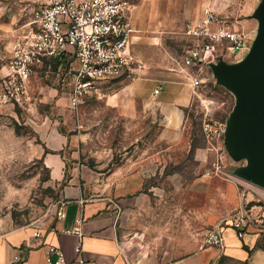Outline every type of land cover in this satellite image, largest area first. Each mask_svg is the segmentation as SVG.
Listing matches in <instances>:
<instances>
[{
  "label": "rangeland",
  "instance_id": "374dc122",
  "mask_svg": "<svg viewBox=\"0 0 264 264\" xmlns=\"http://www.w3.org/2000/svg\"><path fill=\"white\" fill-rule=\"evenodd\" d=\"M5 2L3 13L14 28L29 21L38 4V0ZM258 3L259 0H204L198 7L194 3L183 18L182 3L176 2L164 12L162 24L158 23L153 31L140 33L158 36L141 49L143 56L138 59L144 66L142 73L129 80L102 82L100 95L82 98L76 109L68 102L73 65L67 61H44L28 78L22 101H5L2 93L6 80L1 75L6 71L10 47L0 65V228L43 229L61 208L58 186L51 183L39 151L46 137L33 121L37 113H48L54 115L61 131L71 137L66 152L71 160L106 163L122 159L129 152L137 157L150 155L156 164L161 161L164 165L166 160L162 176L152 178L154 191L161 190L166 197L152 201L155 214L148 223H179L175 208L181 205L183 220L199 225L205 244L208 210L219 218H230L243 211L247 228H254L264 238V188L234 176L233 169L243 161L230 158L223 141H216L215 148L209 149L202 133L205 121L225 122L234 105L233 94L217 84L209 69L203 67V82L195 87L184 113L182 136L175 143H165L159 139L162 123L158 112L143 109L138 99L135 109L128 110L129 92L125 87L134 79L156 77L160 81L166 75L188 72L181 62V52L190 41L184 36L186 23L200 18L206 7L244 27L254 37L257 21L251 15ZM162 88L160 97L166 95V85ZM175 174L182 177L178 189L173 184ZM196 178L198 185L192 189Z\"/></svg>",
  "mask_w": 264,
  "mask_h": 264
},
{
  "label": "crops",
  "instance_id": "0c3cea01",
  "mask_svg": "<svg viewBox=\"0 0 264 264\" xmlns=\"http://www.w3.org/2000/svg\"><path fill=\"white\" fill-rule=\"evenodd\" d=\"M126 1L131 7L129 20L134 30L131 52L140 59L142 47L158 39V36L140 33L153 31L158 23L162 24L164 12L176 2L182 3L180 7L185 18L194 3L198 7L204 0ZM5 9V0H0V65L19 26L11 25L3 13ZM191 77L178 72L174 76L161 77L160 81L156 77L134 79L125 86L129 92L126 96L128 110L135 109L138 99L143 109L158 112L162 123L161 142L175 143L182 136L184 113L195 91ZM165 85L166 95L160 97ZM158 86L160 90L154 95L153 90ZM53 116L37 113L33 121L46 137L39 151L51 183L58 186L63 217L51 218V223L43 229L1 227L0 263L17 251L25 264H46L48 245L59 247L66 262L72 263L76 257L75 246L80 240L87 264H264L262 236L257 230L248 227L239 236L227 217L219 218L209 210L205 220L207 230L227 219L222 226V250L202 243L203 232L199 225L183 220L181 205L175 208L180 216L179 223H148L155 214L152 201H162L166 197L161 190L154 191L152 184L153 177L162 176L166 160L164 165L161 161L156 164L150 155L137 157L131 152L122 159L106 163L71 160L66 155L71 137L61 131ZM181 180V175L175 174V188H179ZM198 182L197 178L192 182V189ZM77 218L81 219L79 223H76ZM77 226L79 235L74 231Z\"/></svg>",
  "mask_w": 264,
  "mask_h": 264
},
{
  "label": "built area",
  "instance_id": "2783aa9c",
  "mask_svg": "<svg viewBox=\"0 0 264 264\" xmlns=\"http://www.w3.org/2000/svg\"><path fill=\"white\" fill-rule=\"evenodd\" d=\"M131 7L126 0H38L31 19L21 23L13 40L2 93L5 101L20 102L26 93V82L44 61H67L73 65V81L68 102L76 109L82 98L100 95L105 81L133 79L144 68L131 52L133 27L129 20ZM184 36L190 39L181 52V62L191 77V85L203 82L200 72L218 58L228 62L239 60L249 48L252 35L232 23L211 7L194 22H188ZM210 71V70H209ZM160 86L153 90L157 94ZM224 123L205 121L202 133L209 149L223 141ZM58 218L63 217L60 208ZM239 236L247 228L246 213L241 211L228 218ZM81 221L76 219V223ZM227 219L214 225L205 234V244L219 250L224 247L222 226ZM74 231L79 233V227ZM76 257L66 262L63 251L54 245L46 247V264H87L82 256L80 240L75 246ZM0 264H25L19 253Z\"/></svg>",
  "mask_w": 264,
  "mask_h": 264
},
{
  "label": "water",
  "instance_id": "95a60500",
  "mask_svg": "<svg viewBox=\"0 0 264 264\" xmlns=\"http://www.w3.org/2000/svg\"><path fill=\"white\" fill-rule=\"evenodd\" d=\"M251 17L257 28L245 56L233 62L218 58L208 67L215 82L234 96L223 133L227 154L243 161L233 175L264 188V0Z\"/></svg>",
  "mask_w": 264,
  "mask_h": 264
},
{
  "label": "trees",
  "instance_id": "16d2710c",
  "mask_svg": "<svg viewBox=\"0 0 264 264\" xmlns=\"http://www.w3.org/2000/svg\"><path fill=\"white\" fill-rule=\"evenodd\" d=\"M56 61H58V60H56ZM261 247L264 249V238L262 237V245H261Z\"/></svg>",
  "mask_w": 264,
  "mask_h": 264
}]
</instances>
